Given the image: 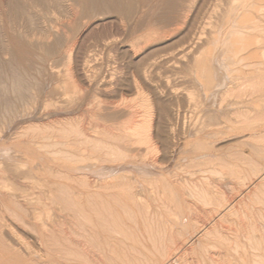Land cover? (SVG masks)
<instances>
[{"label":"rangeland","instance_id":"1","mask_svg":"<svg viewBox=\"0 0 264 264\" xmlns=\"http://www.w3.org/2000/svg\"><path fill=\"white\" fill-rule=\"evenodd\" d=\"M132 1L136 12L131 19L118 13L124 12L129 0L107 2V9L95 12L97 17L94 13L83 16L79 8L74 9V16H62L58 21L62 30L58 24L54 27L59 33L67 29L61 33L62 37L67 33L64 46L69 44L73 51L66 53L67 58L60 53L46 55L36 45L30 46L34 53H21L24 60L20 61H14L13 53L0 51V99L7 96L13 102L11 109L2 107L0 111L1 122L6 123L0 153H11L8 161L15 167L8 173L5 163H0V264H264V68L259 67L254 75L243 68L257 66L264 53L252 55L254 61L249 63L241 61L242 66L231 53L217 54L227 60L217 65L216 79L221 80L215 79L213 87L218 90L209 93L213 87L205 84L194 65L190 67L193 53L188 61L177 62L178 52L198 29L200 13L209 0ZM224 3L227 1L220 3L213 20L228 7ZM254 18L244 24L257 25L256 34L260 32L257 35L264 38V17ZM124 21L133 22L136 39L119 37L123 31L118 25H124L126 32L128 29ZM0 28L4 29L2 22ZM107 35H114V40L103 46ZM0 38L4 40L1 32ZM52 69L73 75L71 87L76 84L77 92L72 89L71 93H78V101L73 100L69 88H61L65 101L55 99L57 103H49V107L65 106V112L60 113L64 116L59 114L62 109L49 115L50 119L48 115L31 116V110L25 111L35 100L31 95H38L41 81L49 82ZM83 70L90 76L89 82ZM222 80L228 89L221 85ZM16 84H21L19 89ZM22 94L26 98L22 99ZM67 105L71 109L67 110ZM72 106L80 107L79 112L74 114ZM36 111L41 115L40 109ZM144 120L147 129L142 132L133 134L125 128ZM97 126L100 129H93ZM35 139L40 143L35 145ZM43 157L46 161L39 162ZM33 165L38 170L32 169ZM25 172H33L37 178H25ZM10 175L14 181L8 180ZM31 180H35V190ZM8 182L11 185L7 186ZM20 184L26 185L24 190H18ZM28 199L34 202L27 204ZM10 224L33 251L15 244L7 232Z\"/></svg>","mask_w":264,"mask_h":264},{"label":"bare ground","instance_id":"2","mask_svg":"<svg viewBox=\"0 0 264 264\" xmlns=\"http://www.w3.org/2000/svg\"><path fill=\"white\" fill-rule=\"evenodd\" d=\"M116 1H118V0H0V22H2V24H3V27H4V29H2L1 30V28H0V32H1V34L3 35V37H4V40H3V38H0V51L1 52H4V53H13L14 54V61H15V59L16 60H18V61H20V60H24V58H23V56L24 55H22L21 53H34L31 49H30V46H33L34 47V45H36L37 47H39V48H42L43 50H44V52L45 53H47L46 55H52V54H57V53H60V55L61 54H63V55H61V57H63V58H65L66 56H67V54L66 53H72L73 51H72V49L71 48H69V47H67L69 44H66V46H64L65 44L64 43H66V41H65V39L64 38H67L65 35H67V33L66 34H64V36L62 37L61 36V33L63 32V31H65V30H67V29H63V31L61 32V33H59L60 31L59 30H62L60 27V24L58 23V21L61 19V17L63 16V17H70V16H72L73 14L75 15V13H73V11H75L76 12V10H74L75 8L77 9V8H79V9H81L82 10V15L83 14H85V15H89V14H92V13H94V15H95V12L98 10V9H107V5H108V3L107 2H109V3H115ZM120 1V0H119ZM125 1V0H124ZM145 1V0H144ZM153 1V0H152ZM163 1V0H162ZM177 1H179V0H177ZM182 1V0H181ZM185 1H187V0H185ZM190 1V0H189ZM223 1H225V0H209L208 1V5L206 6L205 5V8L204 9H202V11H201V13H200V17H199V20H198V22H199V27H198V29H196V27H195V29H196V32L194 31V34H190L191 36H192V38L191 37H188L189 39V41L187 42V43H185L184 45V48H183V50H182V52L181 53H179L178 52V61L177 62H181V60H187L188 61V59L187 58H189L190 57V55L193 53V55H191L192 56V59H191V57H190V59L191 60H189L190 61V63H192V64H190L189 66L192 68V65H194V68L198 71V73L203 77V79H205L204 81H205V84H207L208 86H211V87H213L214 85H215V83H216V81H215V79H216V75L215 74H217L216 73V71H218L217 70V68H219V67H217V65L218 64H223L224 62L223 61H225L224 59H226V58H221L222 57V55H217V54H225V53H231L232 55V57H234V59L236 58L238 61L237 62H240L241 63V66H242V62L241 61H247V60H249L248 61V63L250 62V59L252 58L251 56L252 55H255L256 53H264V38L263 37H259L257 34L258 33H260V32H258L257 34H256V31L257 30H259V28H257L256 26V24L257 23H259V22H253V23H256L255 25L256 26H254L253 27V24H250L251 25V27H250V25L248 24H244V23H246V22H250V21H254V19H256V18H254V16H259L260 14L264 17V0H226L227 1V4L226 3H224L226 6L228 5V7H226L225 9H224V11H222V12H220V16H218L217 17V20L215 21V20H213V17H214V14H215V12H216V10H217V8L219 7V5H220V3L221 2H223ZM139 2V0H137V3ZM140 2H141V0H140ZM150 2V1H149ZM155 2H158V1H153V4L155 3ZM171 2V1H170ZM173 2V1H172ZM183 2V1H182ZM169 3V2H168ZM175 3V2H174ZM180 3V2H179ZM203 3V2H202ZM127 4V3H126ZM147 4H148V2H147ZM201 4V3H200ZM142 6H143V4H141ZM150 6H152V4L150 3L149 4ZM159 5V4H158ZM161 5V4H160ZM166 5V4H165ZM168 5V4H167ZM173 5H175V4H173ZM177 5V4H176ZM175 5V6H176ZM187 5V4H186ZM142 6H141V8H142ZM172 6V4L170 5L169 4V7H171ZM178 6V5H177ZM134 7H135V3H134V1H132V0H129V3H128V5L125 7V9H124V12H118L119 14H120V16H129L130 17V19H131V17L135 14V10H134ZM138 7H140V5L138 6ZM180 7H181V5L179 6V9H180ZM184 7V6H183ZM187 7V6H186ZM190 7V6H189ZM223 7V6H222ZM222 7H220V8H222ZM110 8V7H109ZM141 8H139L140 9V11H141ZM151 8V7H150ZM172 8H175V7H173L172 6ZM182 8V7H181ZM143 9V8H142ZM148 9V8H147ZM146 9V10H147ZM153 9V8H152ZM176 9H178V8H176ZM223 9V8H222ZM145 10V9H144ZM146 10H145V12H146ZM181 10V9H180ZM184 10V9H183ZM252 10H254V11H257L258 13H260V14H258L257 12V14L256 15H254L253 16V12H252ZM78 11V10H77ZM106 11H108V10H106ZM110 11V10H109ZM138 12L137 14L139 15V13H141V12ZM147 11H149V10H147ZM179 11V10H178ZM198 11V10H197ZM221 11V10H220ZM81 12V11H80ZM181 12V11H180ZM108 13V12H107ZM144 13V12H143ZM189 13V12H188ZM79 14L80 13H78V16H79ZM102 14V13H101ZM100 14V15H101ZM111 14V13H110ZM136 14V15H137ZM182 14V13H181ZM196 14H197V12H196ZM73 15V16H74ZM77 15V14H76ZM143 15V14H142ZM142 15H139L140 17L139 18H141V16ZM173 15V14H172ZM178 15V14H177ZM184 15V14H183ZM187 15H189V14H187ZM187 15L185 16V18H188L187 17ZM191 15V14H190ZM219 15V14H218ZM84 16V15H83ZM96 16V15H95ZM104 16V15H103ZM113 16V15H112ZM144 16H145V14H144ZM174 16V15H173ZM196 16V15H195ZM63 17H62V19H63ZM97 17V16H96ZM110 17V16H109ZM116 17V16H115ZM137 17V16H136ZM172 17V16H171ZM171 17H169V18H171ZM178 17V16H177ZM191 17V16H190ZM194 17V16H193ZM65 18V19H66ZM117 18V17H116ZM116 18H115V20H116ZM121 18V20H124L122 17H119V19ZM184 18V17H183ZM64 19V20H65ZM69 19H72V18H69ZM68 19V20H69ZM173 18H171L170 20H172ZM195 19V18H194ZM81 20V19H80ZM108 20V19H107ZM111 20V19H110ZM109 20V21H110ZM127 20V19H126ZM134 20V19H133ZM140 20V19H139ZM161 20V19H160ZM167 20H169V19H167ZM188 20V19H187ZM47 23H46V22ZM66 21V20H65ZM69 21H71V20H69ZM117 21H118V19H117ZM135 21V20H134ZM137 21V20H136ZM156 21V20H155ZM175 21V20H174ZM189 21H190V19H189ZM215 21V22H214ZM256 21V20H255ZM258 21V20H257ZM60 22H61V20H60ZM111 22V21H110ZM120 22V21H119ZM125 22V21H124ZM138 22V21H137ZM136 22V23H137ZM188 22V21H187ZM186 22V23H187ZM192 23H193V21H191ZM63 23V22H62ZM61 23V24H62ZM70 23V22H69ZM114 23H115V21H114ZM125 23H127V21L125 22ZM135 23V24H136ZM170 23V22H169ZM168 22H167V24H169ZM171 23H175V22H171ZM185 23V22H184ZM251 23V22H250ZM55 24H58V27H59V30L57 29V26H56V28L54 27V25ZM67 24H68V21H67ZM67 24H66V26H67ZM98 24V23H97ZM103 24V23H102ZM112 24V23H111ZM118 24V23H117ZM116 24V25H117ZM120 24V23H119ZM229 26H228V25ZM243 24V25H242ZM106 25V24H105ZM121 25V24H120ZM120 25H118L119 26V29L120 30H122L123 32L121 33L120 32V34H118V36L119 37H126V38H130L131 37V39L133 40V39H136L137 37H135V34H134V25H133V22L132 21H130V23L128 22L127 23V25H128V29H127V32H126V29H125V31H124V28H123V26H120ZM137 25V24H136ZM148 25V24H147ZM156 25V24H155ZM175 25V24H174ZM184 25H186V24H184ZM183 24H182V27L184 26ZM190 25H191V23H190ZM221 25H222V27H221ZM63 27L65 26V24L64 25H62ZM65 26V27H66ZM112 26H113V24H112ZM146 26V25H145ZM152 26V25H151ZM173 25H170L169 27H172ZM195 26V25H194ZM194 26H193V28H194ZM249 26V27H248ZM62 27V28H63ZM68 27H70V26H68ZM102 27V26H101ZM116 27V26H115ZM123 29H122V28ZM156 27V26H155ZM179 27V26H178ZM224 27H227V28H224ZM126 28H127V26H126ZM146 28V27H145ZM177 28V27H176ZM220 28V29H219ZM222 28V29H221ZM225 30H224V29ZM49 29H51V30H49ZM53 29V30H52ZM105 29V28H104ZM116 29H117V27H116ZM116 29H114V30H116ZM118 29V30H119ZM143 29V28H142ZM154 29V28H153ZM153 29H151V31H153ZM194 29V30H195ZM107 30H109V29H107ZM113 30V29H112ZM149 30H150V28H149ZM156 30V29H155ZM154 30V31H155ZM169 30V29H168ZM173 30H175V28H173ZM179 30V29H178ZM218 30H220V33L218 32ZM117 31V30H116ZM140 31V30H139ZM172 31V30H171ZM66 32V31H65ZM65 32H63V33H65ZM95 32V31H94ZM147 32V31H146ZM169 32V31H168ZM192 32H193V30H192ZM62 33V34H63ZM118 33V32H117ZM153 33V32H152ZM167 33V32H166ZM173 33V32H172ZM177 33H178V31H177ZM219 33V34H218ZM89 34V33H88ZM91 34V33H90ZM110 34V33H109ZM124 36H123V35ZM262 34V33H261ZM143 35V34H142ZM141 35V36H142ZM90 36V35H89ZM98 36V35H97ZM100 36H102V35H100ZM108 37H106L104 40H103V37H102V42H103V46H107L109 43H112V42H109L110 40H114V35H107ZM137 36H139L140 37V35H137ZM49 37H51V39L49 38ZM99 37V36H98ZM98 37L96 38V39H98ZM116 37V36H115ZM5 38H6V42H5ZM94 38V37H93ZM185 38V37H184ZM47 39H50V40H47ZM68 39V38H67ZM66 39V40H67ZM83 39V38H82ZM95 39V40H96ZM118 39V38H117ZM124 39V38H123ZM169 39V38H168ZM119 40H121V38L119 39ZM131 40V41H132ZM65 41V42H64ZM92 41V40H91ZM122 41V40H121ZM124 41V40H123ZM122 41V42H123ZM126 41V40H125ZM124 41V42H125ZM130 41V40H129ZM129 41H128V43H129ZM187 41V40H186ZM78 42V41H77ZM83 42V41H82ZM123 42V43H124ZM135 42V41H134ZM100 43V42H99ZM115 43H116V41H115ZM183 43V42H182ZM95 44V43H94ZM96 44H98V43H96ZM102 44V43H101ZM74 45V44H73ZM153 45V44H152ZM180 45V44H179ZM182 45V44H181ZM180 45V46H181ZM70 46V45H69ZM83 46V45H82ZM90 46H92V44L90 45ZM89 46V47H90ZM135 46V45H134ZM183 46V45H182ZM63 47H65L64 49H63ZM80 47V46H79ZM86 47V46H85ZM93 47V46H92ZM131 47V46H130ZM177 47V46H176ZM199 47V48H198ZM67 48H69L68 50H66ZM87 48V47H86ZM94 48V47H93ZM100 48V47H99ZM178 48V47H177ZM78 49H81V48H78ZM84 49V48H83ZM89 50H91V49H89ZM96 50V49H95ZM101 50V49H100ZM41 51V50H40ZM83 51V53L86 51H84V50H82ZM88 51V50H87ZM97 51H99V50H97ZM177 52V51H176ZM81 53V52H80ZM233 53H234V55H233ZM214 54H216L217 55V57L216 58H214ZM159 55H160V53H159ZM230 55V54H229ZM5 56V55H4ZM10 56V55H9ZM169 56V55H168ZM11 57H12V55H11ZM26 58H27V56H25ZM79 57V56H78ZM231 57V58H232ZM251 57V58H250ZM261 57H262V55H261ZM263 57H264V54H263ZM67 58V57H66ZM152 58V57H151ZM46 59V58H45ZM70 59V58H69ZM175 59H177V57L175 58ZM174 59V60H175ZM234 59H231V60H234ZM11 60H13L12 58H11ZM10 60V61H11ZM30 60V59H29ZM29 60H27L28 62H29ZM168 60V59H167ZM227 60V59H226ZM251 60H253V59H251ZM14 61H12V62H14ZM25 61H26V59H25ZM63 61V60H62ZM169 61V60H168ZM172 60H170L169 61V63L168 64H170V62H171ZM236 61V60H235ZM234 61V62H235ZM254 61V60H253ZM259 61V60H258ZM58 62V61H57ZM73 62V61H72ZM186 62V61H185ZM223 62V63H222ZM227 62V61H226ZM229 62V61H228ZM237 62H235V64L237 63ZM20 63V62H19ZM22 63V62H21ZM27 63V62H26ZM52 63V62H51ZM84 63H86V62H84ZM172 63V62H171ZM174 63H176V62H174ZM246 63V62H245ZM245 63H243V65H245ZM254 63V62H253ZM256 63H258V62H256ZM30 64H32L31 63V61H30ZM29 64V65H30ZM69 64V63H68ZM180 64V63H179ZM181 64H182V62H181ZM185 64V63H184ZM226 64V63H225ZM231 64L233 65V63L231 62ZM238 64V63H237ZM8 65V64H7ZM6 65V66H7ZM10 65H12V64H10ZM16 65V64H15ZM17 65H18V63H17ZM24 65V64H23ZM85 65V64H84ZM166 65V64H165ZM187 65H188V63H187ZM224 65V64H223ZM1 66V65H0ZM19 66H21V65H19ZM25 66V65H24ZM28 66V65H27ZM32 66V65H31ZM30 66V67H31ZM89 66V65H88ZM171 66V65H170ZM182 66V65H181ZM219 66V65H218ZM240 66V67H241ZM263 66V68H264V58L263 59H261L260 60V62L257 64V66L255 65H251V66H249V64H248V66L246 65L245 67L243 66V68H247L245 71L248 73V74H253L254 75V73H258V68L259 67H262ZM10 67V66H9ZM13 67V66H12ZM11 67V68H12ZM76 67V66H75ZM92 67V66H91ZM143 67V66H142ZM148 67V66H147ZM152 67V66H151ZM185 67V66H184ZM183 67V68H184ZM187 67V66H186ZM225 67V66H224ZM224 67H223V71L225 70L226 71V69H224ZM25 68H27L26 66H25ZM37 68V67H36ZM47 68V67H46ZM144 68V67H143ZM174 68V67H173ZM189 68V67H188ZM190 68V69H191ZM220 68H221V66H220ZM225 68H227V67H225ZM229 68V67H228ZM228 68H227V70H228ZM148 69V68H147ZM195 69H193L194 71H195ZM9 70H10V68H9ZM149 70H150V68H149ZM193 70H191V71H193ZM222 70L220 71L219 70V72H222ZM78 71V70H77ZM84 71V70H83ZM240 71H241V69H240ZM14 72H16L15 70H14ZM92 72V71H91ZM148 72V71H147ZM153 72V71H152ZM152 72H150V74L152 73ZM190 72V71H189ZM13 73V72H12ZM11 73V74H12ZM31 73V72H30ZM52 75H51V78L48 80L49 82L46 84V83H44V82H42L41 81V84H40V82H38L37 84H40V89H38L39 90V93H37L38 95H36L35 93H33L31 96V98H35V100H34V102H30V103H33L32 104V106L30 107V108H28V109H24L27 113L29 112V110H31V116H36L37 118H42V117H44V116H47L48 115V118L47 119H50V117L52 116V115H57V113L59 112V111H61L60 109H66V107L65 106H60V107H57V105L55 106V107H57V108H54V109H52V108H50L49 107V103H53L54 105L57 103V102H55L56 100L55 99H60L61 98V100H62V97H65V96H62V94H63V91H61V88L64 90V89H67V88H69V89H67V90H70V93H71V90L73 89L74 91L73 92H77V88H76V84H74V86L73 87H71V84H73L74 83V80H72L73 78H72V76L71 75H62V74H60V71L59 70H56V69H52ZM186 73H188V72H186ZM197 73V74H198ZM223 74H225L224 72H222ZM246 73V74H247ZM6 74V73H5ZM21 74V73H20ZM23 74V73H22ZM26 74H27V72H26ZM72 74V73H71ZM144 74V73H143ZM148 74V73H147ZM198 74V75H199ZM219 74V73H218ZM238 74H241V72L239 73L238 72ZM244 74H245V72H244ZM246 74L244 75V76H246ZM195 75V74H194ZM252 75V77H254ZM83 76H84V78L89 82V80H90V76L88 75V73H86L85 71H84V73H83ZM251 76V75H250ZM249 76V77H250ZM15 77H17V76H15ZM19 77V76H18ZM46 77V76H45ZM148 77H150L149 76V74H148ZM198 77V76H197ZM219 77H221V75H219ZM238 77V76H237ZM241 77V76H240ZM30 78V77H29ZM82 78V77H81ZM187 78V77H186ZM190 78V77H189ZM195 78V77H194ZM221 78H223L224 79V75H222V77ZM232 78V77H231ZM231 78H230V80H231ZM246 78H248L247 76H246ZM17 79V78H16ZM16 79H15V81H16ZM25 79V78H24ZM44 79V78H43ZM71 79V80H70ZM198 79V78H197ZM217 79H219L218 78V76H217ZM216 79V80H217ZM245 79V78H244ZM19 80V79H18ZM21 81H22V77H21V79H20ZM20 80H19V82H20ZM184 80H188V79H185L184 78ZM219 80H221V79H219ZM235 80V79H234ZM233 80V81H234ZM77 81V80H76ZM191 81V80H190ZM203 81V80H202ZM232 81V80H231ZM241 81H243V80H241ZM245 81V80H244ZM5 82V81H4ZM16 82H18V81H16ZM24 82V81H23ZM23 82H22V84H23ZM73 82V83H72ZM85 82V81H84ZM193 82V81H192ZM198 82H200V81H198ZM219 82V81H218ZM225 82H226V80H225ZM240 82V81H239ZM197 83V82H196ZM220 83V82H219ZM223 83V80L221 81V85H223V86H225L224 84H222ZM234 83V82H233ZM138 84V83H137ZM229 84H231L230 82H229ZM229 84H228V86H229ZM237 84V83H236ZM17 85V87H18V85H21V84H16ZM97 85V84H96ZM201 85V84H200ZM220 84H218L217 83V87H219V86H221ZM227 85V84H226ZM105 86V85H104ZM205 86V85H204ZM203 86V87H204ZM223 86H221V87H223ZM246 86V85H245ZM37 87V86H36ZM78 87V86H77ZM80 87V86H79ZM210 87V88H211ZM221 87H219V88H221ZM226 87V86H225ZM20 88V86L18 87V89ZM22 88V87H21ZM24 88V87H23ZM28 88V87H27ZM206 88V87H205ZM217 89L216 87H213L212 89L213 90H211L210 89V91H209V93L212 91V92H214V90L215 89ZM227 88V87H226ZM225 88V90H227ZM37 89V88H36ZM83 89V88H82ZM106 89V88H105ZM206 89H208V87L206 88ZM223 89V88H222ZM23 90V89H22ZM205 90V89H204ZM218 90V89H217ZM221 90V89H220ZM242 90V89H241ZM27 91V90H26ZM42 91V92H41ZM66 91V90H65ZM30 92V91H29ZM78 92H80V91H78ZM86 92V91H85ZM93 92V91H92ZM111 92V91H110ZM211 92V93H212ZM217 92L218 91H216V94H217ZM226 92V91H225ZM21 93H22V91H21ZM32 93V92H31ZM40 93H42V97L41 98H39V94ZM68 93V92H67ZM81 93V92H80ZM83 93V92H82ZM105 93V92H104ZM215 93V92H214ZM213 93V95H215ZM227 93H229V92H227ZM226 93V94H227ZM65 94V93H64ZM69 94V93H68ZM73 96H75L74 98H76V96H78V93L76 94V95H74V93H71ZM81 95V94H80ZM205 95V94H204ZM209 95V94H208ZM212 95V96H213ZM219 96H220V94H218ZM217 95V96H218ZM222 95L224 96L225 94H223V92H222ZM1 96V95H0ZM26 96L27 95H25V94H22L21 95V97H22V99H24V98H26ZM62 96V97H61ZM69 99H70V101L72 100V98L73 97H71V95H70V97L68 96V95H66ZM79 97V96H78ZM82 97H84L83 95H82ZM205 97H207V96H205ZM208 97H211V95L210 96H208ZM222 97V96H221ZM220 97V98H221ZM225 97V96H224ZM245 97V96H244ZM16 98V97H15ZM73 98V100L75 101H78V98H76V99H74ZM217 98V97H216ZM228 98V97H227ZM230 98V97H229ZM252 98V97H251ZM37 99V100H36ZM44 99H46V101H44ZM65 98H63V100L61 101V102H64L65 100H64ZM212 99H213V97H212ZM222 99V98H221ZM249 99H250V97H249ZM30 100V99H29ZM72 100V101H73ZM81 100V99H80ZM211 100V99H210ZM229 100V99H228ZM242 100H244V98L242 99ZM57 101H59V100H57ZM208 101V100H207ZM213 101L215 102V101H217V99H213ZM55 102V103H54ZM214 102H211V103H214ZM12 99L11 98H9V97H3V99L1 100L0 99V111H1V108L2 109H4L5 111H6V109L8 110V109H11V106H12ZM207 103H209V101L207 102ZM221 103V102H220ZM220 103H218V104H220ZM241 103V102H240ZM243 103V102H242ZM245 103V102H244ZM243 103V104H244ZM247 103V102H246ZM26 104V103H25ZM66 104H68V103H66ZM72 103L70 102V105H71ZM77 104V103H76ZM86 104V103H85ZM205 104V103H204ZM203 104V105H204ZM215 104H216V102H215ZM228 104V102H226V106H225V108L228 106L227 105ZM70 105H67V110H69V109H71V106ZM241 105V104H240ZM208 106V105H207ZM211 106V105H210ZM242 106H244V107H246V104L245 105H242ZM63 107V108H62ZM65 107V108H64ZM73 107V106H72ZM76 107V106H75ZM83 107V106H82ZM200 107H201V105H200ZM206 107V106H205ZM74 108V107H73ZM72 108V112L75 114V112H79L78 111V109L80 108V107H78L77 109L76 108H74L73 109ZM207 108L208 107H206V110H207ZM213 108V107H212ZM219 108V107H218ZM220 108H223V106H221ZM264 108V107H263ZM37 109H40V113L39 114H41V115H36L37 114ZM52 109V110H51ZM202 109V108H201ZM228 109V107L226 108V110ZM241 109H242V107H241ZM77 110V111H76ZM220 110V109H219ZM219 110H218V113H219ZM222 111L224 110V109H221ZM256 110V109H255ZM24 111V112H25ZM50 111H52V112H50ZM81 111H84L85 112V110H81ZM210 111H211V108H210ZM209 111V112H210ZM213 111H215V109L213 110L212 109V112ZM225 111V110H224ZM223 111V112H224ZM229 111V110H228ZM227 111V112H228ZM260 111V110H259ZM20 112V111H19ZM62 112H65L64 110L63 111H61V112H59V114L60 113H62ZM89 112V111H88ZM87 112V113H88ZM216 112V111H215ZM221 112V111H220ZM1 113V112H0ZM20 113H22V112H20ZM67 113V112H66ZM81 113V112H80ZM83 113V112H82ZM86 113V112H85ZM90 113V112H89ZM202 113H205V112H202ZM208 113V112H207ZM15 114V113H14ZM58 114V115H59ZM65 114V113H64ZM67 114H69V113H67ZM77 114V113H76ZM92 114V113H91ZM222 114H225V113H222ZM16 115V114H15ZM15 115H13V116H15ZM49 115H51L50 117H49ZM60 115H63V114H60ZM66 115V114H65ZM71 115V114H70ZM78 115V114H77ZM86 115V114H85ZM84 115V116H85ZM93 115H94V113H93ZM226 115V114H225ZM64 116V115H63ZM68 116V115H67ZM92 116V115H91ZM95 116V115H94ZM135 116V115H134ZM201 116V115H200ZM60 117V116H59ZM62 117V116H61ZM74 117V116H73ZM77 117V116H76ZM80 117V116H79ZM82 117H83V115H82ZM132 117V116H131ZM10 118V117H9ZM72 118V117H71ZM85 118V117H84ZM263 118V117H262ZM2 117H0V137H2L3 135H5V134H3V133H6V130H5V124L6 123H4V125H3V123L1 122L2 120ZM5 119V118H4ZM36 119V118H35ZM59 119V118H58ZM76 119V118H75ZM130 119V118H129ZM40 120H42V119H40ZM74 120V119H73ZM131 120V119H130ZM129 120V121H130ZM135 120V119H134ZM218 120V119H217ZM221 121H223V119H220ZM103 121H104V119H103ZM138 121V120H137ZM137 121H136V123H137ZM261 121V120H260ZM3 122H5L4 120H3ZM92 122V121H91ZM218 122V121H217ZM220 122V121H219ZM84 123V122H83ZM86 123V122H85ZM95 123V122H94ZM112 123V122H111ZM110 123V124H111ZM128 123V122H127ZM89 124H90V122H89ZM109 124V123H108ZM133 124H135L134 123V121H133ZM221 124H222V122H221ZM3 125V126H2ZM115 125V124H114ZM130 125H132V124H130ZM85 126V125H84ZM89 126V125H88ZM94 126V125H93ZM100 126H97V128H93V129H98ZM110 127V126H109ZM115 126H113V128H114ZM221 127V126H220ZM87 128V127H86ZM121 128V127H120ZM125 128H126V130L127 131H130V132H132L133 134L134 133H139V132H142V131H144V130H146L147 129V121L146 120H144V121H142L141 123H139V124H136V126H134V127H129L128 125L127 126H125ZM224 128H226V127H224ZM10 129L12 130V129H14V127L13 126H10ZM92 129V128H91ZM100 129V128H99ZM110 129V128H109ZM115 129H116V127H115ZM121 130V129H120ZM221 130V129H220ZM115 131V130H114ZM195 132V131H194ZM2 133V134H1ZM38 133V132H37ZM40 133V132H39ZM123 133V132H122ZM198 133V132H197ZM44 134V133H43ZM212 134V133H211ZM215 134H217V133H215ZM219 134V133H218ZM41 135V134H40ZM39 135V136H40ZM45 135V134H44ZM48 135V134H47ZM213 136V135H212ZM37 137V136H36ZM44 137V136H43ZM47 138V137H46ZM49 138V137H48ZM197 138V137H196ZM36 140V139H35ZM34 140V141H35ZM49 140V139H48ZM37 142H33L35 145L36 144H39L40 143V141H39V139H37L36 140ZM44 141V140H43ZM134 141V140H133ZM39 142V143H38ZM59 142V141H58ZM60 142H62V141H60ZM70 142V141H69ZM56 143V142H55ZM42 145V144H41ZM46 145V144H45ZM51 145V144H50ZM58 145V144H57ZM34 146V145H33ZM52 146V145H51ZM50 148V147H49ZM52 148V147H51ZM34 149V148H33ZM32 149V150H33ZM84 150V149H83ZM34 152V151H33ZM81 152V151H80ZM84 152V151H83ZM44 156V155H43ZM50 156V155H49ZM12 157V154L10 153V154H7L6 156H4V155H2L1 153H0V163H2V162H4L5 163V169H6V171L8 172V173H10V172H12L13 170H14V166L11 164V162L10 161H8L10 158ZM52 157V156H51ZM44 159H45V157H43ZM44 159H42V158H40V161L39 162H44V161H46V159L44 160ZM65 160V159H64ZM38 162V163H39ZM2 165V164H1ZM39 165V164H38ZM3 166V165H2ZM41 166V165H40ZM39 166V167H40ZM47 166V165H46ZM83 166V165H82ZM81 166V167H82ZM86 167H87V165H85ZM33 167H34V165H33ZM79 167V166H78ZM84 167V166H83ZM81 168V169H85V168ZM93 167H95V166H93ZM38 168V166L36 165V169H35V167L34 168H32V169H35V170H38L37 169ZM41 168H44V167H42L41 166ZM88 168H90V167H88ZM92 168V167H91ZM2 169V168H1ZM0 169V170H1ZM54 169H56L55 167H54ZM74 169V168H73ZM34 170V171H35ZM50 170V169H49ZM41 171H42V169H41ZM47 171V170H46ZM81 171V170H80ZM1 172V171H0ZM5 172V171H4ZM49 172V171H48ZM1 174H2V172H1ZM6 174V173H5ZM5 174H4V177H5ZM35 174V173H34ZM39 174H40V172H39ZM3 175V174H2ZM23 175V177H25V178H29V177H33L34 175H33V172H32V174H31V172H29V173H23L22 174ZM32 175V176H31ZM37 176V175H36ZM35 176V177H36ZM50 176V175H49ZM6 177H7V175H6ZM10 177V179H8L9 181H12L13 179H12V177H11V175L9 176ZM22 176L21 177H19L18 179H22L23 178ZM35 177H33V179L35 178ZM37 178V177H36ZM40 178V177H39ZM32 179V178H31ZM41 179H43V178H41ZM14 181V180H13ZM34 182H35V180H33ZM31 182H32V180H31ZM34 182H32V183H34ZM36 182H37V184H40L39 182H38V180L36 179ZM50 182V181H49ZM94 182H96V181H94ZM15 183V182H14ZM8 184L9 185H11L9 182L7 183V186H8ZM12 184H13V182H12ZM16 184V183H15ZM26 184H27V182H26ZM29 184V183H28ZM42 184V183H41ZM5 185V184H4ZM34 185H35V183H34ZM34 185H32L33 187V189L34 188H36V185H35V187H34ZM3 186V185H2ZM7 186H5V187H7ZM24 185H22V184H20V185H17V187H18V190H21V189H25V187H26V185H25V187H23ZM28 186V185H27ZM31 186V185H30ZM1 187V186H0ZM11 186H9L8 188H10ZM16 187V186H15ZM15 187H13L12 186V188H15ZM29 187V186H28ZM2 188V187H1ZM0 188V189H1ZM11 188V189H12ZM30 188V187H29ZM37 188H38V186H37ZM3 189H4V186H3ZM6 189V188H5ZM11 189H9V190H11ZM17 189V188H16ZM15 189V191H17ZM47 189H49V188H46V190ZM23 190L21 191V193L23 192ZM27 190V194H28V189H26ZM35 190V189H34ZM37 190V189H36ZM38 190H39V188H38ZM40 190H43V188L42 189H40ZM45 190V191H46ZM50 190V189H49ZM48 190V191H49ZM4 191V190H3ZM31 191V190H30ZM0 192H2V190L0 191ZM7 192H9V191H7ZM13 192H14V189H13ZM20 192V191H19ZM25 192L26 191H24L23 192V194L24 195H26L25 194ZM32 192V191H31ZM30 192V193H31ZM41 192V191H40ZM44 192V191H43ZM42 192V193H43ZM51 192V191H50ZM50 192L49 193H47V191L45 192L46 194H48L49 196H52L51 194H50ZM9 193H11V192H9ZM8 193V194H9ZM16 194H19V193H17V192H15ZM15 193H13V195L15 194ZM35 193H38V192H35ZM1 194V193H0ZM8 194H6V195H8ZM15 194V196H18V195H16ZM33 194V193H32ZM45 194V195H46ZM3 195H5L4 193H3ZM43 195H44V193H43ZM20 196V195H19ZM18 196V197H19ZM29 197L31 196V195H28ZM36 196L37 197H39L37 194H36ZM35 196V197H36ZM22 197V196H21ZM21 197H19V198H21ZM17 198V197H16ZM28 198V197H27ZM32 198V197H31ZM47 198V197H46ZM49 198V197H48ZM47 198V199H48ZM9 199V198H8ZM24 199V198H23ZM25 199H26V197H25ZM24 199V200H25ZM25 202V201H24ZM26 202H27V204H31V203H33L34 201L33 200H29L28 199V201L26 200ZM49 205V204H48ZM25 207V206H24ZM29 208V207H28ZM31 211L33 210V209H30ZM1 212V211H0ZM34 212V211H33ZM3 213V212H2ZM30 214V213H29ZM32 215H33V213H31ZM10 218V217H9ZM1 219V218H0ZM15 222V221H14ZM6 224H7V222H6ZM9 224V223H8ZM7 226V225H6ZM10 227V228H9ZM7 228H9V231H7V232H9V234H11V236L10 237H12V239H14L17 243H15V244H19L20 246H21V248L23 247L24 248V251H26V250H28V251H30L28 248L30 247H27L28 245H24V240H26V239H24V240H22L21 238V235H18V233L19 232H17L15 229L13 230V228L11 227V224H10V226L8 225V227ZM17 228V227H16ZM2 229V228H1ZM22 236H24V235H22ZM11 239V240H12ZM15 241H13V242H15ZM26 244V243H25ZM84 244V243H83ZM18 245V246H19ZM15 246V245H14ZM19 246V247H20ZM31 248V247H30ZM31 251H33V250H31ZM30 251V252H31ZM33 254V253H32ZM36 255H37V252H36ZM43 256V255H42ZM41 257V256H40ZM34 262V261H33ZM12 264V263H11Z\"/></svg>","mask_w":264,"mask_h":264}]
</instances>
